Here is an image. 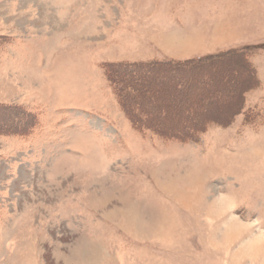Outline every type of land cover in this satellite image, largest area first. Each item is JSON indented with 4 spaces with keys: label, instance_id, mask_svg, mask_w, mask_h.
I'll return each instance as SVG.
<instances>
[{
    "label": "rangeland",
    "instance_id": "1",
    "mask_svg": "<svg viewBox=\"0 0 264 264\" xmlns=\"http://www.w3.org/2000/svg\"><path fill=\"white\" fill-rule=\"evenodd\" d=\"M0 264H264V0H0Z\"/></svg>",
    "mask_w": 264,
    "mask_h": 264
},
{
    "label": "trees",
    "instance_id": "2",
    "mask_svg": "<svg viewBox=\"0 0 264 264\" xmlns=\"http://www.w3.org/2000/svg\"><path fill=\"white\" fill-rule=\"evenodd\" d=\"M246 48V47H245ZM245 48H241L239 51L234 52L237 55H240L244 58V60L246 59V55L244 54L245 52ZM228 52V51H227ZM227 52L225 53H221V57H229L230 54H228ZM219 56V54L216 55H212L209 56L208 58H215ZM207 57L202 58L201 60H205ZM247 60V59H246ZM246 67L248 68V70L250 71V73L252 74V79L253 81H255L256 78V73L254 71L253 68H251V66L249 65V63L245 62ZM104 70L106 71L105 74L107 75V78L112 81V86L114 87V93L119 101V104L122 108V110L126 113L127 117L129 118L130 122L135 125V128L137 130H139L140 132H146L149 131L151 132L153 135H156L162 139L165 140H169V141H179V142H186V140H188L187 138H185L184 136V131L183 130H179V133H176V131H172L170 130V124L162 127L160 124L153 125V126H147V124L149 123L150 119H149V115H148V111L145 109L146 106L148 105V103H146V105H144V107L142 106L143 104H135V102H130L128 101V99L131 97V88L128 84V86H124V82L122 81H118L116 80L117 78H113V73L111 70H109V68L107 66L104 67ZM116 76H118L116 73L114 74ZM249 81H245L244 84L247 85ZM129 83V82H128ZM129 102V106L128 103ZM131 109V110H130ZM139 114H140V123H139ZM137 117V118H136ZM141 120H145V122L143 121V123H141ZM148 122V123H147ZM213 124L218 125V123L212 121ZM146 124V126H145ZM208 124V123H207ZM206 124V126H207ZM137 125V126H136ZM168 128V129H166ZM198 131H193V135L196 134ZM198 134V133H197ZM190 139V138H189Z\"/></svg>",
    "mask_w": 264,
    "mask_h": 264
}]
</instances>
